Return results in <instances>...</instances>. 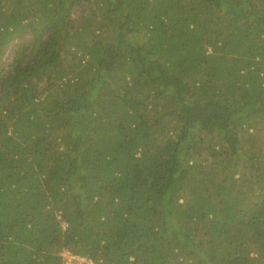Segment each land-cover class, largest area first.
Instances as JSON below:
<instances>
[{
  "label": "trees",
  "instance_id": "trees-1",
  "mask_svg": "<svg viewBox=\"0 0 264 264\" xmlns=\"http://www.w3.org/2000/svg\"><path fill=\"white\" fill-rule=\"evenodd\" d=\"M0 264H264V0H0Z\"/></svg>",
  "mask_w": 264,
  "mask_h": 264
},
{
  "label": "rangeland",
  "instance_id": "rangeland-1",
  "mask_svg": "<svg viewBox=\"0 0 264 264\" xmlns=\"http://www.w3.org/2000/svg\"><path fill=\"white\" fill-rule=\"evenodd\" d=\"M63 257H65V259H67L68 261L72 260V259H76V260L78 259L80 261H83V258L75 257V256L71 255V253H69V252H64Z\"/></svg>",
  "mask_w": 264,
  "mask_h": 264
}]
</instances>
